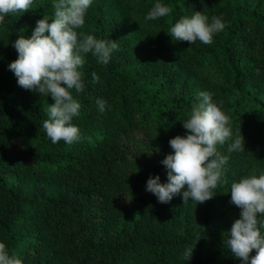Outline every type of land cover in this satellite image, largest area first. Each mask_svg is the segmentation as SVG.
<instances>
[{"label": "trees", "instance_id": "obj_1", "mask_svg": "<svg viewBox=\"0 0 264 264\" xmlns=\"http://www.w3.org/2000/svg\"><path fill=\"white\" fill-rule=\"evenodd\" d=\"M157 2L172 12L146 20ZM53 3L34 0L0 24V242L23 264H245L224 240L241 213L231 184L264 175V0H93L78 31L118 41V50L107 65L83 54L84 91L72 90L82 107L72 123L85 139L71 146L53 144L43 129L51 97L20 87L9 70L16 40L31 38L44 16L51 22ZM195 12L226 25L211 44L170 36ZM199 92L223 102L245 151L218 146L229 159L213 199L184 204L181 193L160 203L147 181L168 183L162 161L174 154L169 141L188 134L183 122ZM12 173L17 185L8 183ZM27 179L45 191L23 198L13 188ZM186 247L192 258H183Z\"/></svg>", "mask_w": 264, "mask_h": 264}, {"label": "clouds", "instance_id": "obj_2", "mask_svg": "<svg viewBox=\"0 0 264 264\" xmlns=\"http://www.w3.org/2000/svg\"><path fill=\"white\" fill-rule=\"evenodd\" d=\"M33 3L34 0H0V24H4L8 16L28 13ZM92 3L93 0H54L51 22L44 16L37 21L31 38L21 36L14 44L18 59L10 63L9 70L17 77L18 85L54 101L44 109L48 119L43 121V129L53 144L63 141L71 146L85 139L72 123L82 107L74 99L72 90L84 91L83 54L90 53L98 63L107 65L112 53L118 50V41L97 39L78 31L84 27ZM171 12L169 6L157 2L145 19L157 20ZM225 26L221 17L213 16L209 22L203 12H195L175 22L170 27V36L175 41L190 44L200 41L207 45ZM91 75L94 83L100 82L97 73ZM198 97L199 103L192 106L183 122L188 134L169 141L174 154L162 161L167 169L168 183L162 184L159 176L147 181L146 191L154 194L160 203H169L181 193L184 204L191 200L199 205L213 199L218 185L226 183L224 166L229 159L218 146L231 141L228 153L245 151L241 129L233 137L230 117L222 110L223 102H213L208 92H199ZM96 103L99 111L104 112L106 101L98 99ZM230 194V203L240 208L241 213L227 232L224 245L245 264L249 261L250 264H264V222L258 219L264 215V175H250L233 182ZM194 250L186 247L183 258H192ZM253 250L255 256H251ZM0 264L23 262L15 254L10 255L6 244L0 242Z\"/></svg>", "mask_w": 264, "mask_h": 264}, {"label": "rangeland", "instance_id": "obj_3", "mask_svg": "<svg viewBox=\"0 0 264 264\" xmlns=\"http://www.w3.org/2000/svg\"><path fill=\"white\" fill-rule=\"evenodd\" d=\"M13 176L11 178H8L9 185H17L18 180L16 179L15 175L12 173ZM16 191H19L21 196L23 198H30L34 195L36 192H44L45 186L37 181H31V179H27V182H24L21 187L16 186V188H13ZM19 189V190H18Z\"/></svg>", "mask_w": 264, "mask_h": 264}]
</instances>
